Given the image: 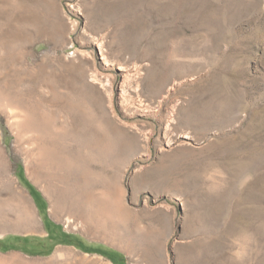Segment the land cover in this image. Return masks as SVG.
<instances>
[{
	"label": "rangeland",
	"instance_id": "rangeland-1",
	"mask_svg": "<svg viewBox=\"0 0 264 264\" xmlns=\"http://www.w3.org/2000/svg\"><path fill=\"white\" fill-rule=\"evenodd\" d=\"M48 121L113 144L112 220ZM0 264H264V0H0Z\"/></svg>",
	"mask_w": 264,
	"mask_h": 264
},
{
	"label": "bare ground",
	"instance_id": "bare-ground-1",
	"mask_svg": "<svg viewBox=\"0 0 264 264\" xmlns=\"http://www.w3.org/2000/svg\"><path fill=\"white\" fill-rule=\"evenodd\" d=\"M56 97H58L55 98V100H57V103L53 105L52 103L49 104L52 107L50 109V113L56 115L58 118L61 117H63V119L68 118V115L66 113V109H67L66 105L62 103L64 97L63 96H56ZM50 102H53V98L49 99V103ZM17 106L19 107V105ZM20 110L21 113H23V116L19 121H31L32 114L30 115L28 108L21 106ZM50 123L51 122L48 121L40 128L35 129L36 131L35 135L37 136L38 139H40V141L43 144H45L44 147L47 155H51L53 157L55 155H59L60 158H67L68 156H71L79 163H83L85 165V173H84L85 178H83L84 179L83 181L85 182L83 183L89 184L91 182L94 184L96 182L99 186L105 188V190L103 191V195H101L102 199L100 206L102 205V211L106 214L107 219L112 220V211H114L115 203H116V194L114 192L115 189L113 188V185L115 183L114 166L116 165V156L114 154V150H113L114 148L113 149L111 148L112 147L111 145L113 144L106 141L104 142L103 141L104 139L102 140V138L98 134L86 135L84 129L79 125L78 122L76 123L75 121H71L68 124H66L65 121H60L54 131H53L54 129L53 126H50V129L48 128V124ZM88 168H90V170H92L93 173H95L94 176H92V174L88 175V173H86V170ZM65 195L67 197V192L61 191L57 193L58 198H60L61 196L60 200L62 206L67 205L65 204L66 202L62 201ZM63 209L66 211L64 207ZM79 211L81 210H78V213ZM83 218L84 217H82V219ZM65 223L67 227L73 225V222L70 219H66ZM99 229H101V227H99Z\"/></svg>",
	"mask_w": 264,
	"mask_h": 264
}]
</instances>
